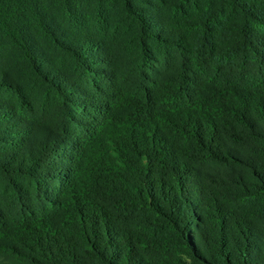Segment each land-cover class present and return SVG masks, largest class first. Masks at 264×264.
<instances>
[{"label":"trees","instance_id":"trees-1","mask_svg":"<svg viewBox=\"0 0 264 264\" xmlns=\"http://www.w3.org/2000/svg\"><path fill=\"white\" fill-rule=\"evenodd\" d=\"M0 264H264V0H0Z\"/></svg>","mask_w":264,"mask_h":264}]
</instances>
